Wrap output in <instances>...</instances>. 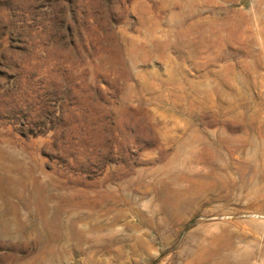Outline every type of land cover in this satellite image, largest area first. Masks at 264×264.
<instances>
[{
	"label": "rangeland",
	"instance_id": "rangeland-1",
	"mask_svg": "<svg viewBox=\"0 0 264 264\" xmlns=\"http://www.w3.org/2000/svg\"><path fill=\"white\" fill-rule=\"evenodd\" d=\"M0 264H264V0H0Z\"/></svg>",
	"mask_w": 264,
	"mask_h": 264
}]
</instances>
